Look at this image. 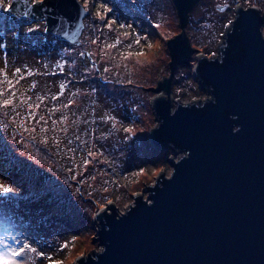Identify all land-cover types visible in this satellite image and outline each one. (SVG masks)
<instances>
[{
  "label": "rangeland",
  "instance_id": "374dc122",
  "mask_svg": "<svg viewBox=\"0 0 264 264\" xmlns=\"http://www.w3.org/2000/svg\"><path fill=\"white\" fill-rule=\"evenodd\" d=\"M101 2L112 7L108 15L117 23L109 31L105 22L90 11L83 19L79 46L47 33L44 21L17 19L0 9V44L4 45L0 49V69L4 71L0 75V90L9 88L5 76L14 79L15 69L21 68L25 79L14 89L18 95L24 94L21 99L31 96L35 101L37 96L46 97L42 109L71 102V108H60L53 119H60L66 113L69 123L79 120L80 131L96 128L97 136L107 135L103 140L93 138L103 155L85 170L82 153H76L73 160L70 159L72 154L66 152L67 137L57 148L55 134L51 131L44 134L37 128L34 133L25 132L20 127L23 116L16 118L12 109H0V121L7 123V127L0 124V175L4 177L2 182L11 183L16 193L0 197V237L10 233L42 237L48 243L73 241L65 254L56 257L62 258L64 264H74L77 257L100 250L98 243L93 242V216L100 206L113 201L126 210L133 203V196L153 185L160 173L166 171L168 175L171 168L167 158L173 156L171 150L157 149L149 141V128L157 124L151 98L157 94L148 87H156L158 80L169 75L166 40L180 32L176 10L171 0ZM254 2L259 3L263 12L264 0ZM240 4L249 7L243 0ZM220 6L224 9L219 10ZM236 7L231 0H200L192 8L187 34L197 53L189 67L180 65L175 70L171 84L173 99L196 102L206 98V93L193 79L195 56L202 53L212 57L218 53V43L233 20ZM120 24L131 25V28H120ZM29 26H38L39 30L29 32ZM101 32L102 39L111 42L120 37L124 45L132 42L135 34L148 37L132 49L145 52L146 58H140V62L136 58L122 60L118 52L126 51L123 46L118 51L112 50L114 59L97 55L80 57V51L99 52L91 39ZM125 32L130 35L124 37ZM148 44L153 46L148 48ZM92 61H96L101 70L110 67L112 71L85 76V69L91 68ZM58 64H64L63 74ZM28 72L33 74L29 76ZM62 82L68 84L64 95L59 100H51L52 95H59ZM17 111L26 115L27 110L22 106ZM106 114L115 117V128L111 122L100 121ZM92 119L97 121L96 125L83 123ZM50 124L49 121L48 127ZM125 127L133 128L134 132L125 134ZM75 128L70 127L69 136ZM141 172L144 175H139ZM48 251L52 254L50 249ZM28 255L36 260L34 254Z\"/></svg>",
  "mask_w": 264,
  "mask_h": 264
},
{
  "label": "water",
  "instance_id": "95a60500",
  "mask_svg": "<svg viewBox=\"0 0 264 264\" xmlns=\"http://www.w3.org/2000/svg\"><path fill=\"white\" fill-rule=\"evenodd\" d=\"M199 1L171 0L180 32L166 40L169 75L148 87L157 94L151 98L157 124L148 138L172 151L173 179L160 173L126 210L113 201L100 206L93 216L100 250L74 264H264V11L235 8L218 53L195 56L193 79L206 98L178 101L172 79L197 53L187 26ZM23 3L13 0L12 16L44 21L47 33L81 44L77 0H43L35 19L24 16Z\"/></svg>",
  "mask_w": 264,
  "mask_h": 264
},
{
  "label": "snow or ice",
  "instance_id": "6c2138e0",
  "mask_svg": "<svg viewBox=\"0 0 264 264\" xmlns=\"http://www.w3.org/2000/svg\"><path fill=\"white\" fill-rule=\"evenodd\" d=\"M39 3L43 5V0H24L23 3V13L26 17H32L35 19V6ZM77 3L80 5L79 12L82 17H86L90 11L94 12V15L105 22V27L109 30H113V25L117 22L115 20H111L108 15L113 11L112 7L108 6L105 3H102L101 0H77ZM243 3L248 4L252 8H259V3L254 2V0H243ZM231 4L237 7H240V0H231ZM231 6V5H227ZM47 6H45V9ZM0 9L3 12H12L14 8L13 0H0ZM120 28H131V25L120 24ZM38 26L36 28L29 26L28 31L33 32L37 31ZM47 31V28H45ZM67 35V32H65ZM124 37H128L130 33L125 32ZM101 35H97L91 39V44L97 45L100 49L99 52H87L80 51V57H91L93 55L103 56L110 59H114L111 55L112 50H119L122 46L126 48V51L118 52L120 58L122 60H130L132 58H136L137 62H140V58H146V54L143 51L132 50L133 45L139 46L143 41H147L148 37L141 36L140 34H135L132 42L124 45L123 39L120 37L114 38L111 42H108L106 39H102ZM79 43V41H77ZM153 45L148 44L147 47L151 48ZM4 48L3 44H0V49ZM119 66V65H118ZM57 67L60 69V74L64 72V64H58ZM112 69L110 67H103L102 70L97 66L96 61L91 62V68L85 69V76L91 75L92 72L100 73L101 75L104 73H110ZM4 74L3 69H0V75ZM33 73L28 72L27 75H32ZM56 75L55 72L52 73ZM69 75H72L69 73ZM14 79H7L5 76L6 82L9 85L7 91L0 90V109H12L16 113V118L23 116V122L20 123V127L25 132L34 133L39 128L41 133L47 134L51 131L53 134V139L57 141L56 146L60 148L61 142H64V138L67 137L65 142L66 152L72 154L70 159L75 158L76 153H82L81 163L83 165V169H87L92 161L96 160L99 156L103 155L100 152L94 143L95 140H103L107 139V135L101 134L99 136L96 135V128H86L84 131H80L78 129L79 120H72L69 123V116L65 113L62 115L60 119H53V116L56 115L60 108L69 109L71 108V102L64 103L60 107H45L41 108L44 104L46 97L37 96L35 101H32L31 96H23V93L18 95L17 91L14 90L16 85L20 83L21 80L25 79V76L21 74V68H16L15 73L13 74ZM18 77V78H16ZM131 83V81H129ZM68 87L66 83L59 84V95H52L50 97L51 100L56 101L59 100L60 97L64 95L65 89ZM18 101V103L16 102ZM31 101V102H30ZM24 107L26 111V115L17 109ZM37 110H41L40 113H37ZM9 113H4V115H8ZM49 121L51 122L50 127ZM100 121L103 123H112V127L115 128V117L112 115H104L100 117ZM15 122V118L14 121ZM34 122V124L32 123ZM25 123L28 124L25 127ZM85 125H96L97 121L95 119L85 120L83 121ZM0 124H4L7 127V123L4 121H0ZM76 126L75 130L72 131L71 136H69L70 127ZM125 134H132L134 129L131 127L123 128ZM63 136H60V134ZM88 137V138H85ZM94 138V139H93ZM83 175V172H81ZM139 175H144L143 172L139 173ZM92 179H96L95 176L91 177ZM4 177L0 175V197H10L16 195L14 186L11 183L2 182ZM79 190V189H78ZM11 241V242H9ZM73 241H65L63 243H57L55 240L52 243H48L47 240H44L42 237L32 238L28 236H24L21 234L20 236L5 234L3 237H0V264H36V261H40V264H64V260L62 258H56L57 255L65 254V250L70 247ZM52 251V254H49L48 250ZM34 254L36 260H33L28 254Z\"/></svg>",
  "mask_w": 264,
  "mask_h": 264
},
{
  "label": "clouds",
  "instance_id": "9594fccd",
  "mask_svg": "<svg viewBox=\"0 0 264 264\" xmlns=\"http://www.w3.org/2000/svg\"><path fill=\"white\" fill-rule=\"evenodd\" d=\"M212 103L214 104L215 100H212ZM232 119H236V117H232ZM239 131H240V128L238 127L233 129L234 133L239 132ZM188 156H189V153L186 152L184 153V156L181 159L185 160L188 158ZM177 164H180V160H177ZM174 173H175V169H172V171L168 173L169 181L173 179ZM147 205L150 207L152 205V201H148ZM103 251L104 249H101V252Z\"/></svg>",
  "mask_w": 264,
  "mask_h": 264
},
{
  "label": "trees",
  "instance_id": "16d2710c",
  "mask_svg": "<svg viewBox=\"0 0 264 264\" xmlns=\"http://www.w3.org/2000/svg\"><path fill=\"white\" fill-rule=\"evenodd\" d=\"M16 20V19H15Z\"/></svg>",
  "mask_w": 264,
  "mask_h": 264
}]
</instances>
